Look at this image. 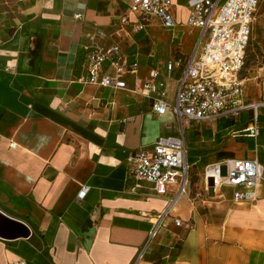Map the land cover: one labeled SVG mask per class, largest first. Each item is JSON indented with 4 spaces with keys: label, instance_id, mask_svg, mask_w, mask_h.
<instances>
[{
    "label": "crops",
    "instance_id": "obj_1",
    "mask_svg": "<svg viewBox=\"0 0 264 264\" xmlns=\"http://www.w3.org/2000/svg\"><path fill=\"white\" fill-rule=\"evenodd\" d=\"M187 1L174 0L173 33L158 18L145 31L136 30L137 16L125 24L130 0H0V211L32 231L0 238V264H264V181L255 204H236L231 189L222 198L205 183L215 163L264 166V108L257 139H236L233 119L187 127L188 194L138 260L153 216L174 194L156 195L149 183L136 188L127 158L179 132L171 112L153 113L141 87L166 63L159 45L169 44V60L195 51L201 31L185 25ZM94 45H118L128 64H139L124 78L128 90L85 83ZM104 72L115 70L107 62ZM223 132L233 136L220 144Z\"/></svg>",
    "mask_w": 264,
    "mask_h": 264
},
{
    "label": "built area",
    "instance_id": "obj_2",
    "mask_svg": "<svg viewBox=\"0 0 264 264\" xmlns=\"http://www.w3.org/2000/svg\"><path fill=\"white\" fill-rule=\"evenodd\" d=\"M260 5L261 0H188L189 14L185 25L201 31L195 51L191 55L176 53L168 63L152 70L149 80L141 87L142 93L152 101L153 113L161 117L171 112L179 132L163 134L151 147L132 152L127 158L129 175L136 188L149 183L156 195L174 194L167 208L153 216L152 228L138 260L167 226L179 199L188 194L191 164L187 127L237 118L242 112L253 109L256 120L243 132L253 139L260 136L257 118L258 111L264 108V78L260 82V98L252 105L244 103L241 80ZM173 6L174 0H130L123 22L129 23L130 16H137L136 30L145 31L152 20L158 18L164 28L174 33L177 23ZM107 62L115 70L112 75L104 72ZM138 69L137 62L128 64L120 46L102 48L94 45L89 48L85 83H95L114 91L128 90L124 78L128 74H137ZM175 74L179 75L174 96L170 98L167 80H175ZM223 165L227 167L226 176L221 175ZM263 181L264 166L258 159L226 160L210 165L205 173L206 186L222 198L224 189H231L236 204H255L260 198ZM88 190L84 187L79 199H83ZM174 224L181 227L183 221L175 218Z\"/></svg>",
    "mask_w": 264,
    "mask_h": 264
},
{
    "label": "rangeland",
    "instance_id": "obj_3",
    "mask_svg": "<svg viewBox=\"0 0 264 264\" xmlns=\"http://www.w3.org/2000/svg\"><path fill=\"white\" fill-rule=\"evenodd\" d=\"M180 35L183 38L189 37V30H180ZM264 77V0H261V5L257 13L256 21L253 24L252 36L250 46L247 51L245 70L241 74V80L244 85V103L245 105H252L259 99V84ZM173 83L168 81V93L170 98L174 96L172 90ZM245 114V115H244ZM256 120V111L251 109L242 112L239 117L233 118L232 123L236 124L234 130L239 136L236 139L244 140V129ZM191 124L190 126H192ZM229 133V132H228ZM223 132V137L220 140V144L229 141L233 136L231 132L229 134ZM218 140V138H217ZM209 166V165H208ZM207 166V167H208ZM190 173H193V169ZM221 175H227V167L223 165L221 167Z\"/></svg>",
    "mask_w": 264,
    "mask_h": 264
},
{
    "label": "water",
    "instance_id": "obj_4",
    "mask_svg": "<svg viewBox=\"0 0 264 264\" xmlns=\"http://www.w3.org/2000/svg\"><path fill=\"white\" fill-rule=\"evenodd\" d=\"M31 234L32 231L27 224L0 211V238L4 240L28 239Z\"/></svg>",
    "mask_w": 264,
    "mask_h": 264
},
{
    "label": "trees",
    "instance_id": "obj_5",
    "mask_svg": "<svg viewBox=\"0 0 264 264\" xmlns=\"http://www.w3.org/2000/svg\"><path fill=\"white\" fill-rule=\"evenodd\" d=\"M46 27L43 25L42 30L39 34H42L45 31ZM57 32V31H56ZM157 56L159 61L169 62V44H161L158 47Z\"/></svg>",
    "mask_w": 264,
    "mask_h": 264
}]
</instances>
